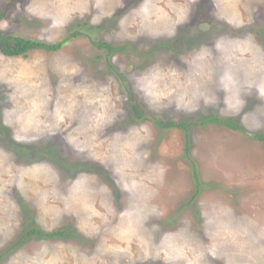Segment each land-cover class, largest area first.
I'll return each mask as SVG.
<instances>
[{
    "label": "rangeland",
    "instance_id": "obj_1",
    "mask_svg": "<svg viewBox=\"0 0 264 264\" xmlns=\"http://www.w3.org/2000/svg\"><path fill=\"white\" fill-rule=\"evenodd\" d=\"M28 2L0 0V12H5V16L0 17V31L50 44L65 42L57 50L37 49L27 57H8L0 51V68L17 66L20 59L42 57V67L47 70L46 75L54 91L60 79L53 71L55 61L83 67V72L75 79L65 78L73 86L89 87L94 94H99L107 86L105 95L110 96V104L114 105L111 111L117 113V119L113 127L107 129L108 135L102 137L103 144L96 149L100 154L110 150L112 132H126L140 124L148 125L150 138L136 145L140 159L135 162V178L142 180V191L157 193L147 202L164 213L145 222L152 244L158 246L166 232L186 228L189 242L198 249L204 248L211 245L213 239H219L213 236L219 226L220 231L227 228L235 235V242L229 238V242L221 247V253H227L235 264H264V141L257 137V134L264 133V102L257 99L255 90L251 95H245L246 104L241 112L244 122H241V116L226 108V93L218 81L221 67L216 63L214 51L212 62L215 71L207 90L215 96V103H200L195 111L177 109L174 101H164L163 107L150 108L143 95L134 90L135 77L155 63L175 67L185 76L193 75L195 67L192 62L196 52L202 46L210 45L218 36L243 38L252 33L256 41L264 45V0H242L247 8L245 14L251 15V23L239 31L209 15L213 7L210 0H199L198 4L193 0H161L164 6L170 3L187 8L189 21L178 28L173 38L153 40L145 35L135 41L117 36L119 29L115 26L118 15L136 6L135 0H125V7L117 10V16L97 25L90 22L91 16L99 12L94 7L97 0H64L69 9L78 4L86 5L88 12L83 17L73 12L72 19L63 29L49 28L48 21L26 14L24 8ZM32 2L41 4L46 0ZM122 3L123 0H103V7L115 10ZM76 30H79V35L73 36ZM129 31L134 33L135 29ZM100 42L105 46L99 47L97 43ZM112 46L126 48L111 53L109 48ZM63 91L68 92L70 88ZM9 94L0 77V161H3L0 163V264H11L13 258L20 264H27L45 247L48 250L45 259L60 255L66 264H72L70 253L73 248L91 257L97 254L98 247L109 245L129 249V252L105 254L102 259L107 264H112L117 257L119 264H163V257L148 261L139 259L143 252L136 238H120L114 232L118 217L111 218L98 234L86 237L78 228L85 215L83 212L78 215L64 213L57 218L54 211H43L44 207H63L60 197L67 195L68 187L80 172L96 175L99 182L109 185L114 193L112 202L117 213L129 207V199L121 195L109 170L87 160L86 153H78L66 142L65 137L76 126L75 121H66L56 133L45 134L35 143L14 142L11 129L3 124L4 110L12 106ZM130 95L149 112L150 119L136 117ZM211 114L234 118L244 129L235 130L219 123L197 124ZM152 117L189 122L191 126L188 132L177 127H159ZM257 125L261 126L260 130L250 131ZM5 154H10L6 160ZM40 162L50 163L58 171L60 180L55 184L58 195L51 194L53 185L42 183L31 184L24 195L12 186L5 187L4 181L8 179L5 168L8 165L15 169L16 166ZM161 166L166 169L162 182L158 178ZM195 167L200 186L194 175ZM198 187L200 191L197 193ZM45 192L49 197L42 207L40 198ZM11 202H15L16 208L11 207ZM209 220L213 223H207ZM152 225H158L159 230L152 231ZM36 227L44 232L65 229L67 233L61 237L27 235L30 228ZM201 264H225V259L207 256Z\"/></svg>",
    "mask_w": 264,
    "mask_h": 264
},
{
    "label": "clouds",
    "instance_id": "obj_2",
    "mask_svg": "<svg viewBox=\"0 0 264 264\" xmlns=\"http://www.w3.org/2000/svg\"><path fill=\"white\" fill-rule=\"evenodd\" d=\"M135 7L127 8L116 19L117 36L132 41L141 36H148L153 40L168 37L173 38L180 26L188 20V10L172 4L162 5L161 0H135ZM198 4L199 0H193ZM213 6L209 15L214 20L222 22L234 30H242L251 23V15H246L247 8L242 0H210ZM98 14L91 16L93 25L105 19L117 16L118 9L125 7V0L115 10L103 7V0H97L94 5ZM24 12L30 17L41 21H48V27L63 29L72 19V13L78 12L81 17L88 12L86 5H75L71 9L64 0H46L41 4L29 0ZM135 29V32L129 31ZM216 53V63L221 67L218 76L219 86L226 93L224 103L226 108L236 115H241L245 107V95H251L255 90L258 100L264 102V45L259 44L252 33L243 38H232L228 35L218 36L210 45L202 46L196 52L192 65L195 67L193 75L185 76L175 67H165L160 63L150 66L145 72L134 79V90L141 93L150 108L163 107L164 101H174L177 109L195 111L200 103H215V96L209 94L208 83L213 79L214 67L212 53ZM183 64L187 62L179 58ZM43 58L30 60L20 59L17 66L0 68V77L5 87L9 89L8 99L11 107L4 110L3 124L11 129V139L16 143L31 144L39 141L45 134L53 135L65 125L66 121H75L76 126L65 137L78 153H86V159L98 163L109 170L113 182L122 196L129 199V207L117 213L113 206V191L106 183L99 182L96 175L80 172L67 189V195L60 198L63 207L54 209L44 207L45 213L54 211L59 218L64 213L79 214L83 212L78 224L81 233L92 237L101 231L103 225L110 223L111 218L118 217L119 223L114 232L120 238L135 237L143 255L142 261L158 260L163 257V264H201L207 256L213 259L223 258L225 264H235L227 253H221V247L229 242H235V235L225 228L213 233L217 239L204 248H196L189 241L188 230L181 228L177 232H166L161 237L159 245H153L149 230L145 222L153 216L164 215L157 207L150 206L148 200L157 193L142 191V180L135 178L136 161L140 154L136 152V145L150 138L147 124L131 127L126 132L114 131L109 151L100 154L96 151L103 144L102 137L108 135L107 129L112 128L117 119V113L111 111L107 86L94 94L89 87L73 86L67 78L75 79L83 72L82 66H69L66 62L55 61L53 71L60 79L55 91L47 78V70L42 67ZM70 88L64 92L63 89ZM83 115H80V113ZM260 125L250 131L260 130ZM10 154H5V160ZM145 156L147 153L144 154ZM3 161H0L2 163ZM109 165L112 167L109 168ZM166 169L160 167L158 178L162 182ZM8 179L5 187L12 186L24 195L25 189L31 184L53 185L52 195H58L55 184L60 176L56 168L47 162L34 163L30 166L12 165L5 168ZM49 193L41 196V206L46 203ZM11 207L16 208L15 202ZM207 223L212 224L209 220ZM158 225H152V231H157ZM247 230H245L246 233ZM62 247V246H61ZM47 248L30 258L27 264H66L63 256L45 259ZM129 249L113 246H100L97 254L89 257L73 248L70 256L72 264H107L102 257L107 253H127ZM11 264H20L13 258ZM112 264H119V257Z\"/></svg>",
    "mask_w": 264,
    "mask_h": 264
},
{
    "label": "trees",
    "instance_id": "obj_3",
    "mask_svg": "<svg viewBox=\"0 0 264 264\" xmlns=\"http://www.w3.org/2000/svg\"><path fill=\"white\" fill-rule=\"evenodd\" d=\"M3 16H5V12H0V17H3ZM79 33H80L79 30H76L72 33V35L77 36L79 35ZM62 42H65V41L63 40ZM62 42H60L59 44H50V43L43 42L40 40L26 38L20 35H13L11 33H5V32L0 31V51L2 52V54L8 57H20V56L27 57L31 51H34L37 49L57 50L61 46ZM97 45L99 47L105 46V44L101 42L97 43ZM125 48L126 46H122L118 48L112 46L109 48V52L112 53L113 51L125 49ZM129 97L131 98L132 101H134L133 111L136 117L141 118V119H144V118L146 119L149 117L148 119H150L151 115L149 114V112L146 109H144L143 106L139 102L135 101L132 95H130ZM151 119L159 127H164V128L177 127V128L184 129L185 131L188 132L191 126L189 122H178L173 119L164 120V119H159L156 117H152ZM208 123H219L222 125H226L235 130L244 129V127L240 123H238L234 118H220L216 114L207 115L203 119L197 121V124H208ZM0 131H2L1 125H0ZM257 137L264 141V133L257 134ZM194 175L200 186L199 174L196 170V167H195ZM199 191L200 189L198 187L197 193ZM197 193L195 195H197ZM66 233L67 231L65 229L55 230L52 232H44L41 229L36 227V228H30V230H28L27 232V235L39 234V235H44L48 237H61V236H65Z\"/></svg>",
    "mask_w": 264,
    "mask_h": 264
}]
</instances>
